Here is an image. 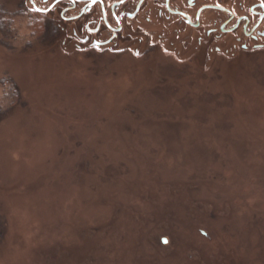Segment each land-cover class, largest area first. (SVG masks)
Here are the masks:
<instances>
[{
    "label": "rangeland",
    "instance_id": "1",
    "mask_svg": "<svg viewBox=\"0 0 264 264\" xmlns=\"http://www.w3.org/2000/svg\"><path fill=\"white\" fill-rule=\"evenodd\" d=\"M20 11L0 0V264H256L264 53L70 54Z\"/></svg>",
    "mask_w": 264,
    "mask_h": 264
},
{
    "label": "flooded vegetation",
    "instance_id": "2",
    "mask_svg": "<svg viewBox=\"0 0 264 264\" xmlns=\"http://www.w3.org/2000/svg\"><path fill=\"white\" fill-rule=\"evenodd\" d=\"M17 1L65 53L145 58L159 48L180 64L264 53V0Z\"/></svg>",
    "mask_w": 264,
    "mask_h": 264
},
{
    "label": "bare ground",
    "instance_id": "3",
    "mask_svg": "<svg viewBox=\"0 0 264 264\" xmlns=\"http://www.w3.org/2000/svg\"><path fill=\"white\" fill-rule=\"evenodd\" d=\"M171 211H173L172 210V208H171ZM144 232H141V234H143ZM140 234V236H141V238H142V235ZM124 236V235H123ZM129 236V235H128ZM144 236V238L146 239L148 236H147V234H145V235H143ZM124 238H126L125 236H124ZM143 238V239H144ZM259 240V241H258ZM222 241H224V240H222ZM263 242H264V240L262 241V237L260 238V236L258 237V239H257V242H256V246L254 247V248H252L251 249V258L252 257H256V258H258L257 260H258V262H256V264H264V245H263ZM225 242H221L220 244H219V246H218V249L216 250L217 251V256H219L220 258L221 257H224V260L227 258L226 256H225V252L226 251H228V248L226 249V247H225V244H224ZM262 244V245H261ZM134 253H136V250L134 251ZM227 255H231V257H234L232 260H230L229 261V264H234L233 262H235V261H237V260H239V264L241 263H243V261H242V259H239V252H230V253H228ZM260 259V260H259ZM249 262V261H248ZM250 264H254V262H251Z\"/></svg>",
    "mask_w": 264,
    "mask_h": 264
},
{
    "label": "trees",
    "instance_id": "4",
    "mask_svg": "<svg viewBox=\"0 0 264 264\" xmlns=\"http://www.w3.org/2000/svg\"><path fill=\"white\" fill-rule=\"evenodd\" d=\"M7 23V22H6ZM42 26H43V24H42Z\"/></svg>",
    "mask_w": 264,
    "mask_h": 264
}]
</instances>
